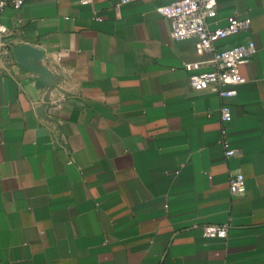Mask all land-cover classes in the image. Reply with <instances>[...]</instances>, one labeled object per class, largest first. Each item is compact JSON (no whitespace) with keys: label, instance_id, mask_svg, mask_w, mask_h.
<instances>
[{"label":"crops","instance_id":"crops-1","mask_svg":"<svg viewBox=\"0 0 264 264\" xmlns=\"http://www.w3.org/2000/svg\"><path fill=\"white\" fill-rule=\"evenodd\" d=\"M217 1L219 26L252 21L221 44L257 45L229 98L190 84L210 55L171 37L166 0L4 8L0 264H264V0Z\"/></svg>","mask_w":264,"mask_h":264},{"label":"built area","instance_id":"built-area-1","mask_svg":"<svg viewBox=\"0 0 264 264\" xmlns=\"http://www.w3.org/2000/svg\"><path fill=\"white\" fill-rule=\"evenodd\" d=\"M26 0H0V37L6 32L2 22V12L8 5L20 8ZM133 0H122L123 3ZM158 11L171 22V37L174 40L195 38L196 52L209 54L205 60L185 62L184 68L189 72V80L196 90H208L219 93L224 98L234 97L239 92V85L247 78L241 72V65L255 55L257 45L254 39L247 38L231 45H222L221 41L242 33H247L252 21L250 17L237 14L227 19L225 25H218L217 0H166ZM205 66L209 67L203 69ZM222 121V138L227 157L237 156L241 149L233 147L226 138V132L232 120L231 105L225 103L220 108ZM231 192L243 195L246 191V177L242 171L231 176ZM228 227L206 224L203 233L207 237L225 236Z\"/></svg>","mask_w":264,"mask_h":264}]
</instances>
